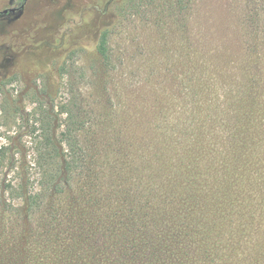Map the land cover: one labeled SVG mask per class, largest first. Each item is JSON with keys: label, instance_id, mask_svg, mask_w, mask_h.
<instances>
[{"label": "rangeland", "instance_id": "374dc122", "mask_svg": "<svg viewBox=\"0 0 264 264\" xmlns=\"http://www.w3.org/2000/svg\"><path fill=\"white\" fill-rule=\"evenodd\" d=\"M10 9L17 11L2 14ZM96 9L115 20L110 67L70 46L63 72L61 65L46 76L20 72L31 42L26 62L37 68L38 56L52 54L43 40L47 31L52 29L55 44H64L65 34ZM0 14V60L10 61L0 69V146H10L9 158L26 159L25 169L33 173L39 171L36 137L44 111L61 110L72 97L93 170L90 187L103 196L114 188L145 193L160 184L164 167L171 160L177 166L194 148L201 127L212 126L204 131L211 134L221 125L264 130V0H0ZM83 33L73 41H82ZM65 118L53 121L57 132ZM223 146L215 150L224 152ZM261 167L256 198L250 199L257 231L264 228ZM195 175L196 181L208 176L203 169ZM13 219L0 212V244L15 229ZM259 235L264 238V230Z\"/></svg>", "mask_w": 264, "mask_h": 264}, {"label": "trees", "instance_id": "16d2710c", "mask_svg": "<svg viewBox=\"0 0 264 264\" xmlns=\"http://www.w3.org/2000/svg\"><path fill=\"white\" fill-rule=\"evenodd\" d=\"M90 15L65 34L61 45L48 28L43 40L51 44L50 58L44 54L37 57V68L28 65L31 42L18 64L20 72L46 76L58 65L63 72L70 46L110 67L114 16L105 9ZM78 31L84 32L83 40L75 42ZM9 64L8 58L0 60V69ZM79 110L72 97L61 110L44 111L42 135L36 137V174L25 169L26 159L9 158L10 146H0V166H12L0 169V212L14 217L16 229L0 244V264H264L259 235L264 228L255 230L258 215L250 201L256 198L264 163L261 126L238 124L226 130L221 125L213 134L204 133L212 126L201 127L194 148L177 166L171 160V170L164 167L166 176L145 191L149 195L114 188L111 196H103L90 187L93 170L81 139ZM63 115L57 132L53 121ZM216 145H226L225 151H216ZM214 152L222 154L213 158ZM202 169L208 176L196 181Z\"/></svg>", "mask_w": 264, "mask_h": 264}, {"label": "water", "instance_id": "95a60500", "mask_svg": "<svg viewBox=\"0 0 264 264\" xmlns=\"http://www.w3.org/2000/svg\"><path fill=\"white\" fill-rule=\"evenodd\" d=\"M16 11H17V9L4 10V11L2 12V14L15 13ZM0 16H1V14H0Z\"/></svg>", "mask_w": 264, "mask_h": 264}]
</instances>
